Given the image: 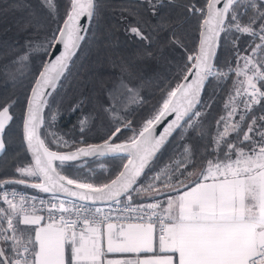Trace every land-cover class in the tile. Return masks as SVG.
Segmentation results:
<instances>
[{
	"label": "snow or ice",
	"instance_id": "1",
	"mask_svg": "<svg viewBox=\"0 0 264 264\" xmlns=\"http://www.w3.org/2000/svg\"><path fill=\"white\" fill-rule=\"evenodd\" d=\"M14 10L0 264H264V0ZM65 113L78 139L55 130Z\"/></svg>",
	"mask_w": 264,
	"mask_h": 264
},
{
	"label": "trees",
	"instance_id": "2",
	"mask_svg": "<svg viewBox=\"0 0 264 264\" xmlns=\"http://www.w3.org/2000/svg\"><path fill=\"white\" fill-rule=\"evenodd\" d=\"M4 2V0H0V4H2ZM23 15L22 11L19 10H14V11H10L6 16L3 13H0V40L5 39L6 37H13L15 34V25H16V20ZM2 79L3 77L0 76V93H2L4 91V87H3V83H2ZM27 81H25L26 83ZM8 91L11 92L12 89L11 87L8 88ZM74 95V93L69 92L67 98H65L64 101V106L67 107V103L68 100H70L72 98V96ZM223 104L224 101L222 99L219 100V110H215L214 111V115H221L222 113V109H223ZM76 124V116H72L71 118L68 117V114L65 113L62 119H59L57 122V126H56V131L58 133H60L61 135H63L64 133H69V136L71 137H75L76 139H78L79 137L76 136V132L78 131V129L73 128V126ZM98 133L97 132H92L89 133L88 136L89 137H94L96 136ZM89 142H93L91 139L89 140ZM178 148V145L173 144L172 146H170V152L166 153L165 158H164V162L167 161V155L171 154V151H174ZM22 155V153H21ZM14 157L10 156L8 158L9 163L11 162V160ZM104 164H108L110 163L109 161H103V160H98ZM96 165H92L91 163L88 165V168H86L84 170L83 173L81 174H87L89 169H95L97 172H99L100 170H98L96 167ZM6 165L4 164L3 160L0 159V178L2 177V173L5 171L6 169ZM7 170L10 172L11 168H7ZM29 192L31 193H37L34 190H29Z\"/></svg>",
	"mask_w": 264,
	"mask_h": 264
},
{
	"label": "rangeland",
	"instance_id": "3",
	"mask_svg": "<svg viewBox=\"0 0 264 264\" xmlns=\"http://www.w3.org/2000/svg\"><path fill=\"white\" fill-rule=\"evenodd\" d=\"M91 164H92V165H96L95 167H96L98 170H100L101 165L104 164V163H102V162H100V161H96V162L91 163Z\"/></svg>",
	"mask_w": 264,
	"mask_h": 264
},
{
	"label": "built area",
	"instance_id": "4",
	"mask_svg": "<svg viewBox=\"0 0 264 264\" xmlns=\"http://www.w3.org/2000/svg\"><path fill=\"white\" fill-rule=\"evenodd\" d=\"M29 194H31V195H36L37 193H31V192H29ZM40 195H45V194L40 193Z\"/></svg>",
	"mask_w": 264,
	"mask_h": 264
}]
</instances>
